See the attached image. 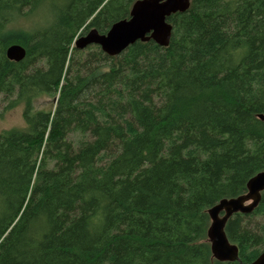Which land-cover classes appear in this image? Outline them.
Instances as JSON below:
<instances>
[{
    "label": "trees",
    "instance_id": "trees-1",
    "mask_svg": "<svg viewBox=\"0 0 264 264\" xmlns=\"http://www.w3.org/2000/svg\"><path fill=\"white\" fill-rule=\"evenodd\" d=\"M135 1L0 0V95L25 120L0 132V264H248L264 249V191L227 222L239 261L207 235L209 208L264 170V0H191L168 46H75Z\"/></svg>",
    "mask_w": 264,
    "mask_h": 264
},
{
    "label": "water",
    "instance_id": "water-1",
    "mask_svg": "<svg viewBox=\"0 0 264 264\" xmlns=\"http://www.w3.org/2000/svg\"><path fill=\"white\" fill-rule=\"evenodd\" d=\"M190 5L191 0H136L128 18L114 22L105 33L99 32L97 28H90L76 38L75 46L83 49L97 44L108 55L119 54L138 40H154L161 46H168L173 32L169 17L177 12L187 11ZM26 52V48L19 43H13L6 49L8 58L15 61H21ZM259 118L264 121V114H259ZM263 191L264 170L249 179L245 193L222 198L209 208L211 221L207 235L216 259L240 260L239 247L229 239L226 225L233 214L252 212L259 205ZM248 264H264V249Z\"/></svg>",
    "mask_w": 264,
    "mask_h": 264
},
{
    "label": "rangeland",
    "instance_id": "rangeland-1",
    "mask_svg": "<svg viewBox=\"0 0 264 264\" xmlns=\"http://www.w3.org/2000/svg\"><path fill=\"white\" fill-rule=\"evenodd\" d=\"M46 21V15L44 12L21 16L12 23V27L20 31H32L37 27L43 25ZM87 32V31H86ZM56 99L43 95L36 100V108L47 109L51 108L55 104ZM7 100L0 95V132L6 129L23 128L25 126V120L23 117V106L17 105L12 108H8ZM238 213V212H237Z\"/></svg>",
    "mask_w": 264,
    "mask_h": 264
}]
</instances>
